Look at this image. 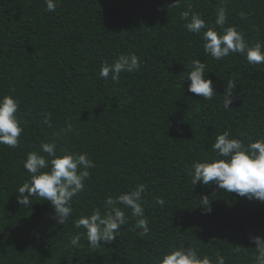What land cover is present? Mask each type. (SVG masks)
<instances>
[{
  "label": "trees",
  "instance_id": "16d2710c",
  "mask_svg": "<svg viewBox=\"0 0 264 264\" xmlns=\"http://www.w3.org/2000/svg\"><path fill=\"white\" fill-rule=\"evenodd\" d=\"M173 2L59 0L48 12L45 0H0V96L19 101L24 129L17 147L0 144V264H157L182 243L213 264L217 252L225 264H256L249 237H264V202L213 182L193 185L190 173L194 162L216 158L210 146L225 131L245 144L264 138V64L239 53L206 55L202 34L187 31L181 13L191 9L212 27L224 8L225 28L235 26L250 46L264 44V0H179L169 7ZM122 54L138 56L141 67L122 72L118 82L100 77L102 64ZM193 59L216 84L211 100L188 91ZM229 80L238 96L225 109ZM41 142H54L57 155L87 153L95 163L64 225L39 196L26 207L17 202L30 179L26 154ZM141 183L147 234L131 209L117 205L129 220L114 243L93 248L82 236L78 247L71 244L84 231L74 220L103 213L108 196Z\"/></svg>",
  "mask_w": 264,
  "mask_h": 264
},
{
  "label": "clouds",
  "instance_id": "9594fccd",
  "mask_svg": "<svg viewBox=\"0 0 264 264\" xmlns=\"http://www.w3.org/2000/svg\"><path fill=\"white\" fill-rule=\"evenodd\" d=\"M45 3L46 11L54 12L59 0H45ZM178 6L179 0H174L169 7ZM181 18L185 21L184 27L187 31L202 34L206 55L221 60L232 53H239L246 55L250 64H264V44L257 42L250 46L244 33L235 26L225 28L227 15L224 8L218 10L215 26L212 27L200 14L192 12L191 9L182 12ZM216 26H219L220 32L216 30ZM140 67L138 56L122 54L111 64L103 63L99 75L105 80L111 76L112 81L118 82L122 72L132 73ZM205 68L204 62L193 59L185 78L190 81L188 84L190 93L211 100L217 94L216 84L207 78ZM236 89L234 81L229 80L223 93L225 109H229V105L237 98ZM18 111V100L11 95L0 96V144L10 148L18 146L19 138L24 131L18 118ZM45 123H48L47 119ZM71 131L72 128L69 126L61 129L56 135H66ZM230 136V131H225L211 144L212 151L216 153L215 159L193 163V171L190 173L193 185L197 182L204 185L213 182L226 192H234L248 200L264 202V138L245 144L243 140ZM39 148V151L26 154L23 167L30 175V179L19 187L17 202L26 207L31 203L32 197L39 196L50 202L54 209L53 218L58 224L64 225L73 214V199L84 189L85 181L90 176L88 170L94 168L95 163L87 153L65 152L63 155H57L54 142H41ZM146 190L147 185L141 183L115 197L108 196L104 201L103 213L95 209L91 214L74 220V226L84 231L75 235L71 239V244L78 247L82 236H86L88 244L93 248L101 244L114 243L121 226H125L129 220L125 211L117 205L131 209V216L138 218L136 227L143 229L142 234H147L149 221L144 208ZM204 198V203L209 204L207 197ZM156 203L163 207L165 200L163 197H157ZM249 240L255 245L256 264H264V237L251 235ZM157 264H213V261L209 256L202 255L197 248L182 243L167 253H161L157 258ZM215 264H225V258L219 252L216 253Z\"/></svg>",
  "mask_w": 264,
  "mask_h": 264
}]
</instances>
